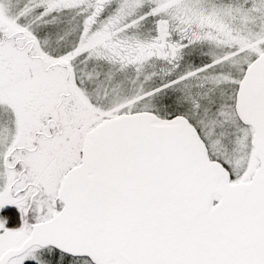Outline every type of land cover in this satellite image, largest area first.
Returning a JSON list of instances; mask_svg holds the SVG:
<instances>
[{
    "label": "rangeland",
    "instance_id": "1",
    "mask_svg": "<svg viewBox=\"0 0 264 264\" xmlns=\"http://www.w3.org/2000/svg\"><path fill=\"white\" fill-rule=\"evenodd\" d=\"M83 1L0 0V212L17 207L22 216L21 225L9 229L0 215V256L24 243L29 225L55 213L62 178L79 164L88 132L107 118L140 111L161 119L186 118L233 184L248 182L258 166L250 146L252 130L238 121L234 95L246 66L264 51V0L119 2L117 11L131 18L127 23L136 31L126 43H144L138 36L141 12L154 16L156 23L146 26L154 34L165 28L162 23L171 26L178 20L181 30L192 24L211 41L227 43L195 45L173 78L143 84L130 74L101 78L92 61L66 64L69 56H61L70 39L63 35L69 33L65 20L43 17L39 8ZM116 22L105 21L100 33L83 43H109L104 36ZM26 263L91 264L36 246L8 264Z\"/></svg>",
    "mask_w": 264,
    "mask_h": 264
},
{
    "label": "water",
    "instance_id": "2",
    "mask_svg": "<svg viewBox=\"0 0 264 264\" xmlns=\"http://www.w3.org/2000/svg\"><path fill=\"white\" fill-rule=\"evenodd\" d=\"M234 112L252 130L248 182L231 183L184 117L107 118L62 178L61 209L0 264L33 246L91 264H264V51L244 69Z\"/></svg>",
    "mask_w": 264,
    "mask_h": 264
},
{
    "label": "flooded vegetation",
    "instance_id": "3",
    "mask_svg": "<svg viewBox=\"0 0 264 264\" xmlns=\"http://www.w3.org/2000/svg\"><path fill=\"white\" fill-rule=\"evenodd\" d=\"M121 1L124 0H87L50 9L40 7L39 11H42L43 17L60 16L65 20L64 24L69 33L65 32L63 35L68 34L70 39L61 56H69L67 60L69 62L92 61L95 65L94 73L100 74L101 78H105L106 75L121 77V74H130L138 79L140 84L147 83V80L151 79H170L188 63L195 45L207 43L217 47L227 45V43L213 42L204 37L201 32H198L200 28L197 29L192 24L183 26L181 30L182 23L178 20L173 24L174 26L172 24L168 26V22L162 23L165 28L160 27V34H154L146 26L155 21V18L153 16L149 19L145 12L139 14L138 28L139 40L144 43H126L123 41L126 36L132 37L134 33L131 32L136 31L132 23H127L131 22V18H127L126 14H121L116 9ZM107 20L117 21L116 25L105 33L104 38L107 37L106 40L109 43L84 44V38L100 33L99 29ZM101 89L106 91V85L104 84ZM99 100L102 101V98ZM111 109L120 110L117 107ZM58 203V201L55 202L54 212L61 209L60 206L56 208ZM31 226H28L30 231Z\"/></svg>",
    "mask_w": 264,
    "mask_h": 264
},
{
    "label": "trees",
    "instance_id": "4",
    "mask_svg": "<svg viewBox=\"0 0 264 264\" xmlns=\"http://www.w3.org/2000/svg\"><path fill=\"white\" fill-rule=\"evenodd\" d=\"M151 19H152V17H151ZM69 30H71V28ZM104 84H102V83L100 84L101 88L103 87ZM59 205L61 207V203H59ZM0 215L3 217L6 227L9 229L18 228L22 223V216H21L20 211L17 207H6V208L1 210ZM54 251L56 253H60L56 250H54ZM26 264H34V263H26Z\"/></svg>",
    "mask_w": 264,
    "mask_h": 264
},
{
    "label": "crops",
    "instance_id": "5",
    "mask_svg": "<svg viewBox=\"0 0 264 264\" xmlns=\"http://www.w3.org/2000/svg\"><path fill=\"white\" fill-rule=\"evenodd\" d=\"M67 44H68V43H66V45H67ZM18 50H20V47H18ZM68 63H70V62L67 61L66 64H68ZM59 65H60V66L62 65V66L64 67V64H62V62L59 63ZM66 67H67V65H66Z\"/></svg>",
    "mask_w": 264,
    "mask_h": 264
}]
</instances>
